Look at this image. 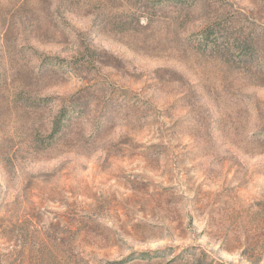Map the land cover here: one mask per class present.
<instances>
[{
    "label": "rangeland",
    "instance_id": "374dc122",
    "mask_svg": "<svg viewBox=\"0 0 264 264\" xmlns=\"http://www.w3.org/2000/svg\"><path fill=\"white\" fill-rule=\"evenodd\" d=\"M0 264H264V0H0Z\"/></svg>",
    "mask_w": 264,
    "mask_h": 264
},
{
    "label": "trees",
    "instance_id": "16d2710c",
    "mask_svg": "<svg viewBox=\"0 0 264 264\" xmlns=\"http://www.w3.org/2000/svg\"><path fill=\"white\" fill-rule=\"evenodd\" d=\"M208 30H210V27L204 28V31H203V34H205V40L209 37ZM249 51L250 50L248 48L240 49L238 54H239L240 57L249 56L250 55ZM54 128H55V131L58 130L60 128L59 127V123H55L54 124Z\"/></svg>",
    "mask_w": 264,
    "mask_h": 264
}]
</instances>
